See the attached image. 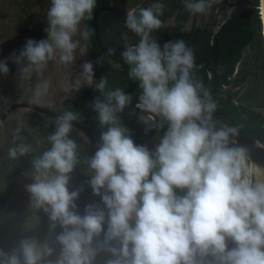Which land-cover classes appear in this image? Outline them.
Returning a JSON list of instances; mask_svg holds the SVG:
<instances>
[{
	"label": "clouds",
	"instance_id": "obj_1",
	"mask_svg": "<svg viewBox=\"0 0 264 264\" xmlns=\"http://www.w3.org/2000/svg\"><path fill=\"white\" fill-rule=\"evenodd\" d=\"M96 2L50 0L45 37L28 38L0 59V77L9 74L10 63L20 80L54 58L71 64L79 45L74 36L89 37L80 26L91 19ZM211 2L181 0L192 16L205 13ZM163 9L154 0L125 16L126 29L139 38L119 52L139 89L135 99L122 88H108L105 76L95 78L94 66L114 48L95 65L85 60L79 78L66 85L77 91L82 82L98 93L90 104L100 128L94 151L81 157L71 135L75 112L55 118L48 146L31 159L24 185L29 208L37 219L46 216L47 230L0 248V264H264V165L238 141V126L215 117L217 103L193 75L192 47L183 39L161 44L156 38ZM48 88L47 80L37 83L29 105L46 103ZM126 109L147 132L166 125L151 147L134 141L121 118ZM15 132L13 141H23L20 129ZM33 151L21 142L7 156L16 160ZM81 163L87 188L99 197L82 210L77 201L84 186L70 183Z\"/></svg>",
	"mask_w": 264,
	"mask_h": 264
},
{
	"label": "trees",
	"instance_id": "obj_2",
	"mask_svg": "<svg viewBox=\"0 0 264 264\" xmlns=\"http://www.w3.org/2000/svg\"><path fill=\"white\" fill-rule=\"evenodd\" d=\"M39 1L50 4V0H36L35 5H37ZM153 2L154 0H135L133 10L138 11L139 8L148 7ZM161 2L164 4L163 14L161 16L163 26L158 32L164 30V22L171 16H175L177 25H180V22H182L181 16L183 10L181 9V0H161ZM219 2L220 0H212L207 9L209 11V18L213 22L212 25L207 28L210 32L208 36L212 37V46H209L208 42L203 46L202 50L198 48L199 45H202V42H200L202 31H200V29H192L191 31L180 30L181 33H179L177 28H171L168 29V33L173 40L183 39L192 47L195 53V67L193 69L195 79L199 80L204 88L210 91L217 105L221 104L220 109L226 111L231 124L239 127L240 135L264 144V125L262 127V121L258 120L259 115L254 113V109L264 110V42L260 32V20L255 16V36L258 48L261 52L260 58H257V62L254 65H239L242 50L248 44L246 37L250 30L249 27L244 26L239 15H234L233 19L235 20L226 21L218 28L217 32L211 36L212 27L215 25L218 27V25L215 24L214 12ZM256 4L257 0H255L254 6H257ZM106 5L121 9L126 13L129 11L125 9L123 0H97L93 12ZM22 11L24 16L17 24V32L27 38L37 40L44 38L45 33L43 29L46 26V17L39 15L38 11L35 10L28 9ZM184 13L188 14L187 11H184ZM225 16L226 13L221 15V21L224 20ZM83 23L84 29L90 32L84 44L88 51L89 59L92 60L95 65L96 58L102 56V54L99 52L94 42L90 30L89 19L83 21ZM182 24L183 23H181L180 28ZM98 32L101 43L107 48L117 49L128 43L137 42L139 39L135 34L126 29L123 20L108 13L99 15ZM109 58L114 61L117 68L104 70L101 68V65H95V78L99 79L101 76H105L108 81V88L112 89L117 88L119 84H124L127 92L133 93V98H135L139 89L137 88L136 82L128 79L127 65L123 62L120 55ZM237 66H239V68L235 72V67ZM250 72L253 74L252 84L248 85L243 91V95L238 97V100L245 101L248 107H238L234 105L233 102V99L238 96V91L230 93V89L240 87L245 82ZM85 91L86 90H83L82 92L84 93ZM89 99L92 101L93 97L84 93V97H82L81 101H88ZM79 104L80 103H76L75 105L73 100L66 101L62 104L64 108L58 111L61 114L68 110L75 112L79 121L92 124L91 127L88 126V129L94 132L98 129L95 114L88 106L83 105V107H80ZM242 115H245L248 121L242 119ZM29 118L30 128H32L33 131H37L45 140L44 147H42L43 150L48 146L46 137L53 130L54 119L35 112L30 113ZM21 142L31 144L28 137H24L23 141H13L12 139L0 157V248H4L5 250L13 247L23 234L43 236L47 230L46 216L40 213L39 215L41 218H36L34 210L29 208L28 201H24L28 198V195H25L24 192L20 193L21 198L18 203V206H20L19 210L8 206V202L12 200L10 197L14 198L16 196L18 183L27 176L25 173L30 172L31 166L25 171L22 169L30 165L31 159L33 158L30 157L33 152L24 157H19L16 160L8 158L7 149ZM79 143L78 141V146ZM88 152H92L90 147L88 148ZM19 172L21 174L17 176ZM89 192L90 191H88L87 195L92 196L91 192ZM20 216H22V218Z\"/></svg>",
	"mask_w": 264,
	"mask_h": 264
},
{
	"label": "rangeland",
	"instance_id": "obj_3",
	"mask_svg": "<svg viewBox=\"0 0 264 264\" xmlns=\"http://www.w3.org/2000/svg\"><path fill=\"white\" fill-rule=\"evenodd\" d=\"M36 0H0V59L7 57L12 51H19L25 42L27 37L21 35L17 32V24L23 18L22 10H35L38 11V14L45 16L50 4H45L42 1H39L35 5ZM124 7L127 10H133V4L135 0H123ZM255 0H220L218 7L214 12L215 24L218 27L213 26L211 31V36L214 35L218 28L221 27L226 21L235 20L233 19L234 15H239L242 23L245 27H249L250 32L247 34L246 40L248 44L243 48L239 65L248 64L254 65L257 62V58H260L261 52L258 48L256 36H255V16L260 20L261 26V37L262 36V23L260 19V0H257V6H254ZM183 10L180 22L185 31H191L192 29H200L202 34L200 36V42L202 45L198 46L200 50L203 49V46L209 42V46H212V37L209 35V30L207 28L212 25V21L209 18V11L207 10L203 14H197L195 16L184 13ZM226 13L224 20L221 21V15ZM176 24L174 17H171L166 20L165 27L171 29ZM81 30L84 29V23L82 21ZM74 39L79 41L78 48L75 52V59L71 64L63 65L60 64L58 58H54L47 62L45 67L41 69L39 73L33 72L30 79L20 80L16 74V66L9 64L10 72L6 77H0V115L2 111L13 105L19 103H28L31 96V92L34 89L37 83H40L44 80H47L49 83V88L45 100L49 103H43L36 105L40 108H43L48 111L57 112L64 102L73 100L74 104L80 103L79 106H89L91 100L81 101L84 97V93L98 95L92 88H89L87 85L80 83L77 91L66 90V85L76 81L79 78L80 65L85 61L89 60V54L84 44L85 39L82 38L79 33L74 36ZM264 42V40H263ZM80 47L85 49V52L81 54ZM264 47V46H263ZM101 68L104 70L116 69L117 65L114 61L108 56L104 57ZM239 66L235 67V72ZM117 77V76H116ZM209 77V75H208ZM253 74L250 72L245 82L238 88L230 89V93L238 91L237 98L233 99L234 105L238 107H248V104L245 101L238 100V97L243 95V91L252 84ZM199 81V80H198ZM119 88H122L127 92L126 86L124 84H119ZM83 90H86L84 93ZM89 91V92H88ZM78 106V107H79ZM32 111L27 109H18L12 112L6 117L4 122L0 125V157L2 156L4 149L8 143L16 135L15 130L20 129V135L23 137H28L32 146L44 147L45 140L43 137L38 134L37 131H33L29 126V114ZM254 113L259 115L258 120L262 121V127L264 125V110L254 109ZM94 115V114H93ZM242 119L248 121V118L245 115H242ZM25 171V170H24ZM21 174V173H20ZM20 174L18 176H20ZM30 182V175H27L22 181L18 183V188L16 190V196L14 198L10 197L12 200L8 202L10 208H16L19 210L20 206V193L24 192V185ZM71 183V182H70ZM72 186V183H71ZM99 197H90L86 201L79 199L77 204L81 203L83 206L85 203L98 201ZM24 201H28V198ZM83 209V208H82ZM80 209V210H82ZM11 210V209H9ZM22 218V216H20ZM33 219V218H32Z\"/></svg>",
	"mask_w": 264,
	"mask_h": 264
},
{
	"label": "water",
	"instance_id": "obj_4",
	"mask_svg": "<svg viewBox=\"0 0 264 264\" xmlns=\"http://www.w3.org/2000/svg\"><path fill=\"white\" fill-rule=\"evenodd\" d=\"M263 2H264V0H263ZM102 13H108L112 16H115V17L125 21L126 12L121 10V9H118L116 7H113L111 5H106V6H102L98 9H96L92 13V17H91V19H89L90 30H91V33L93 35L96 47L98 48L99 52L103 55L104 52L106 51V49H108V48L105 47L101 43L100 38H99L98 17ZM155 36L161 44L167 40H173L169 36H167L166 34L161 33V32L155 33ZM262 36H263V34H262ZM263 40H264V38H263ZM135 43L136 42H132V43H128V44H135ZM124 47H125V45L120 47V48H117L116 53L114 55L108 56V57L118 56L120 50H122ZM18 109H27V110H30V111L35 112V113H39L41 115H44V116L49 117V118L54 119V120L59 115V114L53 113L52 111H48V110H45L43 108H40L36 105H29V103L13 104V105L5 108L4 111L1 113L0 125L4 122V120L6 119V117L8 115H10L13 111L18 110ZM74 125H75L74 128L78 129L79 131H81L85 135V137L89 140L91 147L94 150L96 140L91 135V133L87 129L82 127L78 122H74ZM154 135H155V132L150 131L138 143H146ZM237 139L241 144H243L244 146H246L249 149V153H250L251 159L253 161H255L257 164L264 165V148L257 147V145L254 143V141H256V140H253L251 138H248V137H245L242 135H239V137H237Z\"/></svg>",
	"mask_w": 264,
	"mask_h": 264
},
{
	"label": "flooded vegetation",
	"instance_id": "obj_5",
	"mask_svg": "<svg viewBox=\"0 0 264 264\" xmlns=\"http://www.w3.org/2000/svg\"><path fill=\"white\" fill-rule=\"evenodd\" d=\"M171 17H174L175 21H176V18L175 16H171ZM170 17V18H171ZM169 19V18H168ZM166 22V21H165ZM165 22H164V27H165ZM174 29H178L179 33H181L180 30H183L185 31V29L181 26L180 28V25H174V27H172ZM165 30V32H164ZM164 30L161 32V33H164L166 34L167 36H169V33H168V29L165 27ZM170 37V36H169ZM171 38V37H170ZM172 39V38H171ZM89 92V91H88ZM90 95V92L88 93ZM91 97H94L95 94H91L90 95ZM135 99V98H134ZM61 108L60 109H63L64 106H60ZM89 109L90 106H88ZM221 104H218L217 105V111L215 113V117L223 122H227V123H230V118L228 117V114L226 113V111L224 110H221ZM53 113H56V114H59L61 115V113H59V111L55 112V111H52ZM122 120L124 121V123L126 124V126L131 129L132 131V135H133V139L135 142H139L148 132L145 130L144 126L143 125H140L137 121H136V117L134 114L131 113V110L130 109H126L125 110V113L122 114ZM79 119V118H78ZM82 127H84L85 129H87L91 135L94 137L95 140L98 139L99 137V133H100V128L98 126V129H96L94 132H91L89 129H88V126L91 127V123L90 124H86L84 121H77ZM53 124H55V120L53 121ZM164 127H166V125H163L156 130L155 132V135L150 138L146 143L148 144L149 147H151V143H154L156 139H158L159 135H162L163 131H164ZM97 131V132H96ZM72 135V138L76 140V142L78 143V141L80 142L79 143V151L81 153V157H86L88 155H90L92 152H88V148L90 147L92 151L93 148L91 147V144L89 142V140L85 137V135L79 131L78 129L76 128H73V131L71 133ZM243 136V135H242ZM83 144V145H82ZM34 148V151H33V154L30 156V157H34L35 155H37L40 151H42V147H36L35 145L33 146ZM31 165H28L26 167H24V169L22 170H27ZM20 174V172H19ZM84 174H87V167L85 164L81 163L79 165V168H77L74 173H73V177H72V180H71V183H72V187H76V188H79L81 187L82 185L84 186V191L81 193V196H80V199L82 201H86L88 200L90 197L92 196H88V191H90V189L87 188L86 184H85V181L87 180V176L84 175ZM18 176V175H17ZM91 192V191H90ZM89 192V193H90ZM78 207L80 209L83 208V205L81 203L78 204Z\"/></svg>",
	"mask_w": 264,
	"mask_h": 264
},
{
	"label": "bare ground",
	"instance_id": "obj_6",
	"mask_svg": "<svg viewBox=\"0 0 264 264\" xmlns=\"http://www.w3.org/2000/svg\"><path fill=\"white\" fill-rule=\"evenodd\" d=\"M260 17L262 20V26H263V30H262V34H263V38H264V2L263 0H260Z\"/></svg>",
	"mask_w": 264,
	"mask_h": 264
}]
</instances>
